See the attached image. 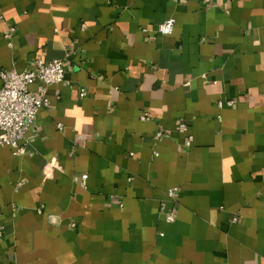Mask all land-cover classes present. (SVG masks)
Returning a JSON list of instances; mask_svg holds the SVG:
<instances>
[{
    "label": "crops",
    "instance_id": "0c3cea01",
    "mask_svg": "<svg viewBox=\"0 0 264 264\" xmlns=\"http://www.w3.org/2000/svg\"><path fill=\"white\" fill-rule=\"evenodd\" d=\"M38 58L66 81L0 147V264H264V0H0V70Z\"/></svg>",
    "mask_w": 264,
    "mask_h": 264
},
{
    "label": "built area",
    "instance_id": "2783aa9c",
    "mask_svg": "<svg viewBox=\"0 0 264 264\" xmlns=\"http://www.w3.org/2000/svg\"><path fill=\"white\" fill-rule=\"evenodd\" d=\"M176 2L183 0H175ZM211 2L212 0H203ZM175 19H169L158 26L156 33L163 36H169L175 29ZM147 32V30H144ZM15 27L8 31L7 38L11 40L15 34ZM37 69L35 71L19 72L15 69L0 70V147H10L13 154L17 157L24 156L27 153L26 136L34 127L38 119L39 112L50 107L48 89L53 85H58L66 81V65L64 59H54L45 61L38 58L35 61ZM39 83L38 91H31V86ZM84 91V90H83ZM232 105L231 102L228 103ZM219 107L224 103L219 102ZM148 118V114L143 120ZM189 130L187 123L180 122L179 131L186 133ZM165 133H157L158 138H163ZM192 139L188 137L185 146H191ZM86 179V177H85ZM180 194L179 188H172L168 192V198L177 202ZM41 213V210H39ZM177 219L176 213H167L166 221L174 223ZM234 218L233 222H237Z\"/></svg>",
    "mask_w": 264,
    "mask_h": 264
}]
</instances>
